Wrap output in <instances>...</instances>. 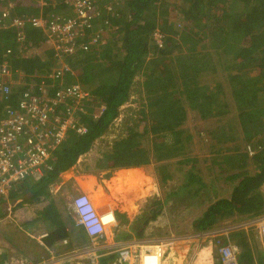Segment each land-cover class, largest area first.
I'll return each mask as SVG.
<instances>
[{
	"label": "trees",
	"instance_id": "1",
	"mask_svg": "<svg viewBox=\"0 0 264 264\" xmlns=\"http://www.w3.org/2000/svg\"><path fill=\"white\" fill-rule=\"evenodd\" d=\"M15 1L18 5L10 11L0 0V21L4 19L2 12L9 11L10 16L4 19L7 25L17 17L39 15L41 12L36 0ZM96 1L104 13V18L97 25L108 21L117 32L106 34L108 41L104 49L89 53L81 51L70 56L67 61L75 75H65V82L47 78L58 63L52 52L37 53L44 42L42 31L28 28L30 43L19 50L16 30L4 29L0 25V64L10 61L16 81H20L14 86L10 101L6 100L1 108L7 104L18 107L31 83H37L40 88L43 80L51 96L70 84H80L90 94L80 122L88 132L83 136L71 132L54 152L40 180L28 178L7 198H0V219L8 212V206L16 205L20 200L31 202L50 197V189L61 174L70 171L90 153L96 142L118 120L139 75H144L141 93L147 100L148 116L153 119L154 150L143 144L145 136L150 133L148 129L127 127V135L113 143L112 150L104 154L99 167L150 170L153 159L158 163L176 161L178 172L184 176L175 190L167 195L165 203L171 198L184 202L182 208L185 211L205 210L192 219V229L196 233H208L262 217L264 0ZM47 4L45 16L51 11L61 14L60 6L54 7V0H47ZM107 5L113 7L112 12H106L104 8ZM28 8L33 12L27 13ZM156 33L162 37V46L157 44ZM222 71L231 83L235 107L221 96L223 85L216 82L217 88H213L210 82L207 83L208 77L217 78ZM102 106H105V112L96 118L94 108ZM187 108L196 111L198 119L212 122L219 130L211 128L210 135L217 134L224 143L232 142L233 151L240 152L239 155L234 152L222 155V147L204 159L189 153L182 140L184 130L180 129L187 119ZM163 119L165 123L154 125ZM169 138L175 140L171 145L166 143ZM190 140L191 136L187 137V141ZM165 169L166 166L162 165L159 170L164 174L161 180L173 181L175 176ZM151 174L154 176L153 171ZM218 180L234 184L230 198L216 200L210 196L208 181L216 183ZM54 209L51 203L43 213V222L51 228L47 230L50 232L45 243L53 248L70 236ZM159 210L147 216L146 224L157 219ZM240 235L236 234L237 237ZM82 236L81 244L84 245L86 238L88 242L80 248H86L90 239L86 233L82 232ZM110 260L104 257L100 262L109 264ZM242 260L254 264L249 250L242 254ZM0 264H4L3 259Z\"/></svg>",
	"mask_w": 264,
	"mask_h": 264
},
{
	"label": "built area",
	"instance_id": "2",
	"mask_svg": "<svg viewBox=\"0 0 264 264\" xmlns=\"http://www.w3.org/2000/svg\"><path fill=\"white\" fill-rule=\"evenodd\" d=\"M55 6L64 8L66 13L56 15H44V9L48 7L46 0H38L42 12L38 16L24 15L12 19L9 25L5 18L9 17V11H3L0 25L4 28H14L17 32L19 50L29 44L28 28H35L44 34L45 52H52L58 67L47 76L48 79L62 80L65 75H75L67 59L78 52L89 53L99 50L107 43V33L116 32L108 21L97 25L104 18V13L99 9L96 0H54ZM8 4V3H7ZM15 5L9 3L8 8L13 10ZM107 13L112 12L113 7L107 5L104 8ZM88 37V38H87ZM87 38V41H84ZM157 44L162 46L163 41L159 33L155 34ZM26 51V48H23ZM15 70L10 61L5 60L0 64V106L5 101H10L14 86L20 81L15 79ZM24 77V75H21ZM39 88L37 83H31L30 89L18 102V107L6 105L0 107V198H7L9 194L28 178L40 180L45 168L53 159L56 149L63 144L68 135L74 132L85 135L88 130L82 126L81 118L84 114V104L89 101L90 94L80 84H70L63 87L51 96L45 81ZM6 104V103H5ZM105 106L97 109L96 118L105 112ZM72 210L77 217V226L81 227L93 247L74 248L64 252H52L46 244L42 245L48 251V257L34 264H85L90 260L92 264H100L101 258L106 255L104 248L99 245L104 237L108 236L109 229L116 225V217L113 211L104 214L96 208L92 199L82 194L72 202ZM13 207L8 206V213L2 220L10 218ZM111 215V221L106 217ZM256 228L258 237L264 245V216L244 223H237L214 231L218 238L249 228ZM48 234L40 237L45 240ZM67 242V241H66ZM64 242V244H66ZM119 251L121 264H147V259L158 258L162 264L164 246L144 244L133 245ZM216 246L222 258V264H239L237 247L231 243H222L217 240Z\"/></svg>",
	"mask_w": 264,
	"mask_h": 264
},
{
	"label": "rangeland",
	"instance_id": "3",
	"mask_svg": "<svg viewBox=\"0 0 264 264\" xmlns=\"http://www.w3.org/2000/svg\"><path fill=\"white\" fill-rule=\"evenodd\" d=\"M47 1V0H46ZM58 0L56 1V3ZM58 4V3H57ZM60 6V5H59ZM27 13H32L33 9L28 8L26 10ZM29 15V14H28ZM117 32V31H116ZM104 49L103 47H100L99 50ZM231 72V71H230ZM227 71V73H230ZM222 74L218 76L217 78L208 77L207 83H211L210 85L213 88H217L216 82L218 85H223V89L220 90L222 92V97L224 100L232 104V107H235L234 105V98L232 96V86L231 83L228 81L227 74L222 71ZM144 81V75H139L136 79L135 87L133 88L131 98L129 102L124 105L121 108V115L118 118V120L111 126L110 130L105 134L103 138H101L99 141L96 142V145L91 150L90 153L83 156L77 165L71 169L68 172V175L65 177L64 180L61 181V183L58 185L60 186V191H55L56 199L55 205L60 208V215L64 218V213L70 216L72 214V202L73 200L82 194L88 195L96 208L100 209V213L104 209H108L113 207V211L115 213L116 221H117V215L115 212V209L117 208L116 204L113 203V206L111 204L102 203V201L97 204L95 202L94 198V188H93V177L98 178L99 181H102V184L104 185V180H108V178L112 177L115 172L122 170V169H108L104 167H99V162L103 160L104 154H106L108 151L112 150V145L115 141L119 140L122 137H125L127 135V127H135L139 126L140 130H146L148 129L150 133L145 136V140L143 141L144 146L147 149L154 150V143L152 142V139L154 135H152L151 127L153 126V119L150 118L148 115L149 109L147 108V100L145 98V95L141 93V85ZM146 107V108H145ZM95 113L98 112L96 108ZM235 111V110H234ZM196 111L191 110L190 108H187V119L182 125L180 129L184 130L182 140L184 141V144L187 147V150L189 153H191L194 156H197L201 159H204L208 155L210 156L211 152H217L221 147L222 151L220 154L226 155L229 152L236 153L239 155L237 151H233L232 147L234 146L232 142L224 143L220 141L217 134L210 135L211 128H215V125L212 122H204L201 119H198ZM165 119V118H164ZM163 120H157L155 122V126H160L161 123L164 122ZM227 119V118H226ZM165 123V122H164ZM218 127V126H217ZM216 129V128H215ZM216 130H219L218 128ZM240 131V130H239ZM233 135V134H232ZM191 136V140L187 141V137ZM228 136V135H227ZM232 137V136H231ZM175 140L173 138H169L166 140V143H169L171 145ZM176 152V150H174ZM180 158H177V160ZM162 165L166 166L165 171L172 172V174L175 176V179L173 181L163 182L161 180V172L159 173L160 168ZM177 164L174 160H169L166 162H156L155 159L152 160V163L150 165V170L153 171L154 176H152L151 171L145 168L140 169L143 173V175H149V199L150 203L148 205L144 204V210L145 214L152 216V210L154 211L159 210L158 207H160L161 210H159V216L154 221H151L154 223L153 231L151 232V235L148 236V238H162L166 235H168V230L171 228H180L181 230L177 229V233L181 234H190L186 235L185 237L188 238V240L193 239V235L196 234V232L193 231L191 228L192 226V219L196 217L198 214L204 212L205 210L201 209H190V210H184L182 207L184 206V202H178L176 199H168V203H165L167 195L172 192V190H175V187L182 182V176H184L181 172H178L176 168ZM83 174H86L91 177V184L89 185L90 194L82 193L79 189L76 188L75 184L76 179L75 177L81 176ZM74 176L73 178H70ZM205 176V175H204ZM114 177L118 178L120 180L119 175H114ZM206 178V176H205ZM207 180V179H206ZM129 180L127 179L125 183L127 184ZM120 184L121 181H118ZM208 192L210 196L214 197L216 200L220 197H225L226 192L233 190L234 184L231 182H224L221 180L216 181V183H213L212 181H208ZM98 188V187H97ZM125 188V186H123ZM115 198L113 199L114 202H117V205L121 207H124L125 199L122 198L119 194V190H114ZM124 194V191L122 192ZM97 194V198H98ZM147 195V196H148ZM124 202V203H120ZM164 203L162 205L156 204V206H151V203ZM181 203V205L179 204ZM102 205V206H101ZM101 206V207H99ZM17 207V204L13 206V213L11 217L4 219L3 221H0V229H6L7 231L11 232L10 238H11V244L10 246L15 250V248H18V251H22V247H30L32 246L33 251L36 249V243L33 238L30 237V240L28 239L29 236H27L26 229L27 224H31L30 222H35L38 220H35L34 215L29 216L33 214L37 207H30L31 209L22 210V212L19 211ZM158 208V209H157ZM73 211V210H72ZM150 212V213H149ZM22 213V214H21ZM74 213V212H73ZM17 214L18 217H17ZM25 217L26 219L21 218ZM150 222V223H151ZM169 222H171L173 225H169ZM36 224L30 225L33 228H35V225H42V221L35 222ZM149 223V224H150ZM148 224V225H149ZM37 227V226H36ZM51 228H47V230H50ZM88 242V239L86 238L85 243ZM84 243V245H85ZM17 244V245H15ZM83 244L80 243L79 247H74L70 244L65 246L66 248H69V250H72L73 248H80ZM102 245V244H99ZM60 247V246H59ZM59 247H57L55 250H58ZM93 247L91 241L90 244L86 248ZM24 251V250H23ZM46 252V251H45ZM165 253V252H164ZM42 253L39 254H32V257H37V262L43 260V258H46V254L44 256H41ZM164 256V255H163ZM33 259V258H32ZM35 259V258H34ZM163 261V257H162ZM165 261V258H164ZM35 263V262H34ZM85 264H92L90 260H86Z\"/></svg>",
	"mask_w": 264,
	"mask_h": 264
},
{
	"label": "crops",
	"instance_id": "4",
	"mask_svg": "<svg viewBox=\"0 0 264 264\" xmlns=\"http://www.w3.org/2000/svg\"><path fill=\"white\" fill-rule=\"evenodd\" d=\"M23 1V0H20ZM31 2V0H29ZM38 0H36L37 2ZM2 3H4L5 6L8 7V4L11 3L14 6L13 10H15L16 6L18 5V1L16 2L9 0V2L6 0H1ZM8 3V4H7ZM21 4V3H20ZM37 6L39 4L37 3ZM42 12V10H41ZM40 12V14H41ZM59 13H66V10L64 8H61L59 10ZM50 14H56V12H50ZM38 16V15H33ZM44 42H42L41 48L38 49L37 53L45 52V48L43 45ZM27 54H29L27 52ZM73 169V168H72ZM142 168H132V169H123L115 172L114 175H119L120 180L114 175L108 180H104V185L102 184V181H99L98 178L93 177V188H94V198L95 202L99 204L101 201L102 203L111 204L113 206V203L116 204L117 208L115 209L116 215H117V221L116 225L112 226L111 229H109L108 236L104 237L103 240H101L102 244L101 246L104 248V251H106V255L104 257L111 258L109 264H121L120 261V253L119 251L126 247H134L133 245L138 244L145 246L149 244L151 245H163L164 246V256L162 264H222V258L219 254V250L216 246L217 240H221L222 243H231L235 247H237L238 251V258H239V264H247V261L243 262L242 260V254L245 253L247 250H249L252 253V256L254 258V264H259L261 261H263L264 264V245L260 241L257 233L256 228H249L245 230H240V236L237 237L234 233L231 235H227L221 238H218L214 235V231H210L208 233H196L193 235V239L188 240L186 235L190 234H181L177 233V229L181 230L180 228H171L173 225L171 222H169L170 230H168V235L162 237V238H148V236L151 235V232L154 228V223H151L148 225L146 224L147 221V213L145 214L144 210V204L148 205L150 203L149 199V175H143L141 171H139ZM68 172H65L61 174L59 180L52 186L51 195L49 198L41 199V200H33L31 202H26L25 200H20L17 203V207L20 212L22 210H27L28 208L31 209L32 207L35 208L36 211L29 215H34V219L38 220L35 222L42 221V225H35V228H33L30 225L36 224L35 222H30L31 224H27L26 233L28 239L30 240V237L33 238L36 243V250L33 251L32 246L30 247H22V251L18 248H15V250L10 246L11 244V238L10 234L11 232L7 231L6 229H0V260L3 259L4 264H34L37 263L38 260L37 257H32V254H39L42 253L41 256L48 257V251L46 248L42 245V242L46 244L45 240H41L40 237L44 234H48L50 231H47V227L50 228L49 225L46 226V224L43 222V213L48 208V206L53 203L54 205V211L57 215H59L61 222L65 225L66 229L68 230L70 236L67 238V242L63 241L57 244L52 249V252H64L69 251V248H66L65 246L69 245V242L72 246H79L80 243H83V236L82 232L85 233V231L77 226V217L74 211L71 210L72 214L68 216L64 213L63 216L60 215V208L55 205L54 201H57L55 191H60V186H58L62 180L65 179V177L68 175ZM74 176L70 177L73 178ZM76 183L75 186L77 189H79L82 193H87L92 196L90 193L89 185L91 184V177L83 174L81 176L75 177ZM129 180L127 184L125 183L126 180ZM118 181H121L122 184H120ZM90 183V184H89ZM125 186V188H123ZM98 187V188H97ZM114 190H119L120 196L124 198L125 204L124 207H121L117 205V202H114L113 199L115 198ZM124 191V194L122 192ZM233 190L227 191L225 197L220 198H230ZM262 193L264 196V186L262 187ZM97 194L98 198H97ZM148 195V196H147ZM120 203H124L121 202ZM151 206H156V203H151ZM154 204V205H153ZM11 207L15 205H10ZM102 206V205H101ZM99 206V207H101ZM28 207V208H27ZM31 207V208H30ZM108 211H113V207L104 209L101 211V214H104ZM154 211V209L152 210ZM114 212V211H113ZM8 213V212H7ZM6 213V214H7ZM150 213V212H149ZM22 214V213H21ZM115 214V213H114ZM19 214H17L18 217ZM21 216V215H20ZM146 216V217H145ZM264 216V215H263ZM19 218V217H18ZM23 219H26L25 217H22ZM159 219V218H157ZM2 220V219H1ZM246 222V221H242ZM239 222V223H242ZM144 225H146L144 230ZM37 226V227H36ZM227 227V226H224ZM192 228V226H191ZM220 229V228H218ZM66 242V244H64ZM17 245V244H15ZM48 245L46 244V247ZM60 246V247H59ZM57 247H59L58 250H55ZM49 248V246L47 247ZM74 249V248H73ZM24 250V251H23ZM46 251V252H45ZM103 257V258H104ZM33 258V259H32ZM35 258V259H34ZM101 258V260L103 259ZM165 258V261H164ZM37 260V261H36ZM155 260H148L147 264H156ZM100 264H102L100 262ZM159 264V263H158Z\"/></svg>",
	"mask_w": 264,
	"mask_h": 264
},
{
	"label": "bare ground",
	"instance_id": "5",
	"mask_svg": "<svg viewBox=\"0 0 264 264\" xmlns=\"http://www.w3.org/2000/svg\"><path fill=\"white\" fill-rule=\"evenodd\" d=\"M106 217V221H111V215H108V216H105ZM148 260L151 261V260H155L156 262L158 261L159 263V259L158 258H152V259H147V263H148ZM156 263V264H158Z\"/></svg>",
	"mask_w": 264,
	"mask_h": 264
},
{
	"label": "clouds",
	"instance_id": "6",
	"mask_svg": "<svg viewBox=\"0 0 264 264\" xmlns=\"http://www.w3.org/2000/svg\"><path fill=\"white\" fill-rule=\"evenodd\" d=\"M81 228V227H80ZM87 235V234H86Z\"/></svg>",
	"mask_w": 264,
	"mask_h": 264
}]
</instances>
